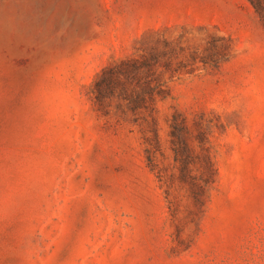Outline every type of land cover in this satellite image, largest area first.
<instances>
[{
	"label": "rangeland",
	"instance_id": "rangeland-1",
	"mask_svg": "<svg viewBox=\"0 0 264 264\" xmlns=\"http://www.w3.org/2000/svg\"><path fill=\"white\" fill-rule=\"evenodd\" d=\"M259 1L0 0V264H264ZM153 28L185 55L227 58L197 61L157 104L167 153L174 109L216 124L217 185L179 236L137 137L105 126L86 94Z\"/></svg>",
	"mask_w": 264,
	"mask_h": 264
},
{
	"label": "trees",
	"instance_id": "trees-1",
	"mask_svg": "<svg viewBox=\"0 0 264 264\" xmlns=\"http://www.w3.org/2000/svg\"><path fill=\"white\" fill-rule=\"evenodd\" d=\"M249 2L256 11L262 10L259 0ZM167 30L149 29L128 54L110 58L94 73L86 94L105 126L137 137L145 165L162 189L167 221L179 236L187 225L198 230L217 185L212 141L216 124L205 112L190 119L174 109L167 120V153L158 134L157 104L169 97L172 82L198 69L197 61L219 66L227 58L217 53L185 55L182 37L168 35Z\"/></svg>",
	"mask_w": 264,
	"mask_h": 264
}]
</instances>
